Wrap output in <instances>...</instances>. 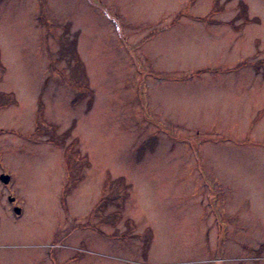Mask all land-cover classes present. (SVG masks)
I'll return each instance as SVG.
<instances>
[{
    "label": "rangeland",
    "instance_id": "rangeland-1",
    "mask_svg": "<svg viewBox=\"0 0 264 264\" xmlns=\"http://www.w3.org/2000/svg\"><path fill=\"white\" fill-rule=\"evenodd\" d=\"M4 172L0 264H264V0H0Z\"/></svg>",
    "mask_w": 264,
    "mask_h": 264
},
{
    "label": "water",
    "instance_id": "water-1",
    "mask_svg": "<svg viewBox=\"0 0 264 264\" xmlns=\"http://www.w3.org/2000/svg\"><path fill=\"white\" fill-rule=\"evenodd\" d=\"M0 180L1 182H3L4 184H8L11 180V176L9 174L3 173L0 175ZM11 200H14L15 198H10ZM14 211L16 212V214H20L22 209L21 207L17 206L14 208Z\"/></svg>",
    "mask_w": 264,
    "mask_h": 264
},
{
    "label": "flooded vegetation",
    "instance_id": "flooded-vegetation-1",
    "mask_svg": "<svg viewBox=\"0 0 264 264\" xmlns=\"http://www.w3.org/2000/svg\"><path fill=\"white\" fill-rule=\"evenodd\" d=\"M4 173L9 174V173H7V172H4ZM1 174H2V173H1ZM9 175H10V174H9ZM10 176H11V175H10ZM11 179H12V178H11ZM10 181H11V180H10ZM7 185H10V182H9ZM6 197L8 198V200H9V202H10V204H11L13 210H14V208L18 206L16 197H15L14 195H11V194H7ZM13 197H14L15 199H14V200H11L10 198H13ZM21 209H22V207H21ZM21 213H22V211H21ZM21 213L19 214V216H21Z\"/></svg>",
    "mask_w": 264,
    "mask_h": 264
},
{
    "label": "bare ground",
    "instance_id": "bare-ground-1",
    "mask_svg": "<svg viewBox=\"0 0 264 264\" xmlns=\"http://www.w3.org/2000/svg\"><path fill=\"white\" fill-rule=\"evenodd\" d=\"M50 164H51V168L52 167H55L56 168V166H57L56 164L54 165V162L53 163L51 162Z\"/></svg>",
    "mask_w": 264,
    "mask_h": 264
}]
</instances>
